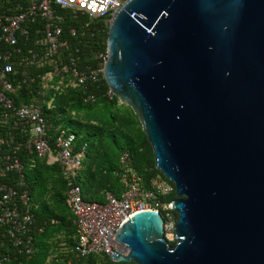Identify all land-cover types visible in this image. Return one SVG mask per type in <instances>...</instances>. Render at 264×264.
I'll return each mask as SVG.
<instances>
[{
	"label": "water",
	"instance_id": "water-1",
	"mask_svg": "<svg viewBox=\"0 0 264 264\" xmlns=\"http://www.w3.org/2000/svg\"><path fill=\"white\" fill-rule=\"evenodd\" d=\"M102 79L174 188L125 219L114 263L264 264V0H122Z\"/></svg>",
	"mask_w": 264,
	"mask_h": 264
},
{
	"label": "trees",
	"instance_id": "trees-1",
	"mask_svg": "<svg viewBox=\"0 0 264 264\" xmlns=\"http://www.w3.org/2000/svg\"><path fill=\"white\" fill-rule=\"evenodd\" d=\"M15 1L17 0H10ZM7 5L9 3L6 0H0V12ZM55 13L62 18L58 23L61 29L59 38L65 45L58 49L56 56L44 57L41 54L44 45L40 44L43 22L37 20L27 26V39L18 41L21 53L12 58L13 72L10 79L13 92L10 96L13 104L40 105L48 125L46 139L51 148L54 138L61 130L74 134L76 147L85 144L84 158L75 184L79 186L82 198L87 202L101 203L102 192L105 190L118 195L121 191L120 175L124 171L139 175L145 189L156 176L164 179L153 168L151 149L136 117L128 107L119 105L114 96L111 99L106 97L108 88L102 77L86 87L66 86V79L59 84L58 77H52L48 82L43 79L51 70V59L59 62L68 56H77V66L89 69L97 64L96 56L105 53L107 23L103 18L71 14L70 11L59 8H55ZM29 49L36 54L31 65L25 63L30 58L27 53ZM89 96L91 100L86 99ZM2 113L0 109V116ZM79 114H82L80 118ZM0 138L19 143L27 140L28 136L19 130H11L10 118H6L5 121H0ZM4 148L5 146H0V156ZM17 154L21 165V179L26 185L34 220L31 230L33 254L37 249L40 257L34 260L32 254L28 259L21 257L4 264H46L47 254L56 236L62 235L67 246L73 247L75 241L72 216L65 201L66 183L56 163L47 164L45 158L36 157L23 149ZM123 154L126 158L124 163H120ZM18 177V174H12L5 181L14 184ZM173 198L171 194L164 201L170 202ZM172 214L175 218V214ZM70 260L69 264H74V260ZM66 263L67 258L61 262L52 260L49 264ZM88 264L130 263H114L104 255L100 258L90 256Z\"/></svg>",
	"mask_w": 264,
	"mask_h": 264
},
{
	"label": "built area",
	"instance_id": "built-area-1",
	"mask_svg": "<svg viewBox=\"0 0 264 264\" xmlns=\"http://www.w3.org/2000/svg\"><path fill=\"white\" fill-rule=\"evenodd\" d=\"M0 12V109L3 113L0 121L10 118L11 130L27 133V140L14 143L11 139L0 138L3 154L0 156V264L28 259L33 254L31 230L33 217L26 185L21 179V165L17 158L20 149L45 158L47 164L56 163L60 175L66 183L65 201L72 216L74 226V245L72 252L74 264H88V258L107 256L109 251L121 255L126 249L112 239L117 228L135 213L152 210L162 219L163 235L173 232L175 218L169 202L164 198L173 194L174 188L167 181L156 176L148 188L142 187V179L134 172L124 171L120 175L121 191L115 195L109 190L102 192L101 203L83 200L75 178L84 158L85 144L75 145L74 134L59 131L53 141V148L46 139L48 125L38 104L15 106L10 94L13 92L10 75L12 58L21 53L19 39L28 37L27 26L37 20L43 22L40 31L44 45L41 54L44 57L56 56L58 49L65 43L60 40L58 23L62 18L55 13V8L68 10L71 14H86L90 17L103 18L108 23L110 16L120 7L122 0H20L10 2ZM30 58L25 61L31 65L36 54L27 51ZM97 64L93 68H79L77 56H68L64 61L50 60L51 70L43 79L58 77V83L66 79V86L86 87L96 83L102 77V65L105 53H99ZM108 99L113 96L107 89ZM91 100L90 96L86 98ZM9 114V115H7ZM126 155L120 158L124 163ZM12 174H18L14 184L5 181ZM174 196V195H173ZM39 232V229H38Z\"/></svg>",
	"mask_w": 264,
	"mask_h": 264
},
{
	"label": "rangeland",
	"instance_id": "rangeland-1",
	"mask_svg": "<svg viewBox=\"0 0 264 264\" xmlns=\"http://www.w3.org/2000/svg\"><path fill=\"white\" fill-rule=\"evenodd\" d=\"M48 81H49L48 78L45 79V82H48ZM119 105H121V104H119ZM81 116H82V114L78 115L79 118ZM164 237H165L166 241L169 244H173V239H172V234L171 233H169V232L165 233ZM52 244L53 245H52L51 249L49 250V252L47 254V258H46V261H45L46 264H49L52 260H56L58 262H61L65 258H67V263L66 264L71 263L72 260H70V258H72L74 260V256H73V252H72V246H67V244L63 241L62 235L56 236L53 239ZM39 257H40L39 251L37 249L34 250L33 259L37 260Z\"/></svg>",
	"mask_w": 264,
	"mask_h": 264
}]
</instances>
